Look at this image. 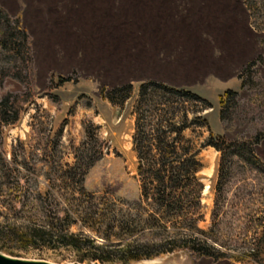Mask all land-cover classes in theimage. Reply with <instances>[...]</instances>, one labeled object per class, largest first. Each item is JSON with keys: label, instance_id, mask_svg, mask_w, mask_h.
Here are the masks:
<instances>
[{"label": "rangeland", "instance_id": "1", "mask_svg": "<svg viewBox=\"0 0 264 264\" xmlns=\"http://www.w3.org/2000/svg\"><path fill=\"white\" fill-rule=\"evenodd\" d=\"M160 1L166 13L154 10ZM160 1L0 0V29L24 31L29 48L22 56L0 37V99L27 93L19 103L11 98L7 123L0 120L1 253L77 262L79 252L71 248L49 241L23 244L7 233L44 227L151 253L171 238L195 237L226 255L214 260L178 250L128 264H264V0H228L224 5H233L234 20L203 15L209 2L218 6L223 0ZM161 28L179 38L165 48L152 47L149 36ZM184 37L203 46L194 63L186 62ZM229 48L237 55L227 74L214 79L216 60L229 59ZM163 65L176 84L167 86L192 91L210 108L158 91L141 99L140 84L160 83L156 68ZM20 70L25 74L17 79ZM183 70L185 77L179 75ZM127 85L121 104L105 98ZM228 90L234 95L222 105L219 97ZM172 114L176 120L186 115L187 142L179 145L196 153L201 165L199 205L189 210L198 230L154 226L149 203L139 208L132 139L138 116L153 138L159 120ZM149 115L151 125L145 126ZM210 134L214 142L224 138L221 150L208 145ZM228 141L253 152L244 145L229 148ZM77 163L90 164L81 168L82 178L72 169ZM80 186L94 196L90 202L78 198Z\"/></svg>", "mask_w": 264, "mask_h": 264}, {"label": "trees", "instance_id": "2", "mask_svg": "<svg viewBox=\"0 0 264 264\" xmlns=\"http://www.w3.org/2000/svg\"><path fill=\"white\" fill-rule=\"evenodd\" d=\"M0 12L2 11L0 10ZM12 30L0 29V37L2 38L1 43L4 46L12 47L13 51L22 54V56L26 51L27 55L29 48L26 33L17 28ZM260 60L261 58L259 61ZM251 64L252 63H249L244 68L243 73L245 76L252 66ZM23 74H25L23 70L18 71V75H16L18 77L16 78H21ZM129 89L130 85L113 89L105 98L114 104H121L126 98ZM150 91L170 94L173 97L182 98L184 100H195L203 104L204 108H210L205 99L197 96L190 90L174 88L152 81H145L140 84L139 95L141 99H144L147 92ZM233 95L234 93L232 91H225L219 97V103L223 105L225 99L228 100ZM26 97L27 93L19 96L7 94L1 98V122L7 123L5 108L10 99L13 98L15 102L19 103L20 101L27 100ZM148 118H150V115L147 117V121H145V126L151 125V121L148 120ZM138 119L142 120V117L139 118L138 116ZM138 119L132 139L133 150L138 159L137 172L140 178L141 201L139 202V208H142V204L149 203L151 209L148 216L149 219L152 220L154 226L165 229L166 225L170 227L183 225L198 230L195 226L197 217H195V213H191L189 210H195L199 205L202 185L199 183L196 174L201 165L196 158V153H191L188 148L179 145L180 143L187 142L183 137V131L189 127L186 115L183 114L176 120L175 115L172 114L169 118L159 120V129L155 131V136L153 138H148L151 135L144 132L145 129L143 125L139 124ZM202 125H204V122ZM172 135H174V137H171ZM210 138L211 141L208 145L216 150H221L219 146H221L220 143L224 142V138H218L217 142L212 141V134H210ZM232 146L237 149L243 146L248 152H253L249 145H240L237 142L228 141L227 147L231 148ZM89 165L77 163L72 169L78 171V176L81 175L82 178L83 171H81V168H88ZM80 182L81 179H79L78 183L80 184ZM76 194L78 198L88 202L94 198L93 195L86 193L81 186L79 190L76 191ZM66 211L68 212H65V215L69 217L68 213L71 212V205L68 206ZM187 213H190L188 217L186 215ZM181 217H183L182 221H180ZM92 230L94 234L100 236V239L106 241L107 237L104 236L101 231H98V229ZM7 233L9 236L14 237L17 242L23 244L29 241H49L71 248L79 252L78 260L75 262L79 264H82L84 261H88L87 264L92 262H98L100 264H128L133 261L151 259L160 254L172 253L178 250H187L196 257H211L214 260L226 257L224 253L216 251L212 246L195 237H180V239H176L175 237L174 239L171 238L164 244H156L153 253H151L145 247H129L127 245L121 247L119 244L109 245L98 243L89 235L83 233L74 234L70 233L68 230L61 229L45 230L44 227H34L27 231L9 230ZM0 251H2V249H0Z\"/></svg>", "mask_w": 264, "mask_h": 264}, {"label": "crops", "instance_id": "3", "mask_svg": "<svg viewBox=\"0 0 264 264\" xmlns=\"http://www.w3.org/2000/svg\"><path fill=\"white\" fill-rule=\"evenodd\" d=\"M160 1V0H157ZM165 1V0H163ZM226 2H230L228 0H223L221 5H212L213 3H210L206 5V8L203 11V15L205 17H207L208 19H210V17H221L227 20H234L235 19V15H236V11H234L233 5L231 3L227 4V6H225L224 4ZM161 6H164V8L161 9ZM150 8H149V13H150ZM154 10L155 11H159V13H166L167 9L165 8V5H162L161 1L158 3L157 6H154ZM151 14V13H150ZM210 17H208V16ZM162 29V28H161ZM165 28H163L162 30L158 31L155 35H151L149 36V43L152 47H155V45H157L160 48H165L167 45L173 44L175 43L176 39H174L175 37L179 38V35L176 34H171L168 31L164 30ZM191 35H187V37H190ZM187 37H184V41L180 40V45L183 46L184 49V53L188 56H186V62H196V57L198 56V54H203V46L201 44H198L196 41H194L192 38L188 39ZM189 40V41H188ZM231 46V45H230ZM235 46V45H234ZM233 46V47H234ZM228 53H230V58L229 59H225V61H220V60H216V70L217 73H215L214 71H212L211 75L214 79L219 80V76L220 75H226L227 71L230 69L229 66V61L234 59V56L237 55V53H232V51H234V48H229ZM205 53V52H204ZM202 61V59L200 60ZM162 65V64H161ZM192 67V66H191ZM188 68V67H187ZM187 72V69H185ZM185 70L180 71V76L181 77H185L187 75V73L185 72ZM157 71V75H159L158 77H156V80H158L160 83L164 84V85H176L175 83H173V81L170 80V78L168 77L167 73L169 72V69L166 66H160L159 68H156ZM185 73V74H184ZM224 83V82H223Z\"/></svg>", "mask_w": 264, "mask_h": 264}, {"label": "water", "instance_id": "4", "mask_svg": "<svg viewBox=\"0 0 264 264\" xmlns=\"http://www.w3.org/2000/svg\"><path fill=\"white\" fill-rule=\"evenodd\" d=\"M0 264H53L43 260H27L16 257H11L0 252ZM79 264V263H70ZM90 264H99L97 262H92Z\"/></svg>", "mask_w": 264, "mask_h": 264}]
</instances>
